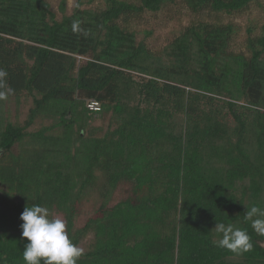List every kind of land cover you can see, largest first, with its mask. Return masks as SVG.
<instances>
[{
	"label": "trees",
	"instance_id": "1",
	"mask_svg": "<svg viewBox=\"0 0 264 264\" xmlns=\"http://www.w3.org/2000/svg\"><path fill=\"white\" fill-rule=\"evenodd\" d=\"M67 1L58 18L49 0H0L14 90L0 101V264H25L33 203L88 238L78 264H264L244 221L264 207V20L248 22L245 50L223 20L263 0H183L198 17L160 50L132 23L177 0H76L71 14ZM23 99L22 122L8 104ZM218 221L247 229L253 250L216 247Z\"/></svg>",
	"mask_w": 264,
	"mask_h": 264
},
{
	"label": "clouds",
	"instance_id": "2",
	"mask_svg": "<svg viewBox=\"0 0 264 264\" xmlns=\"http://www.w3.org/2000/svg\"><path fill=\"white\" fill-rule=\"evenodd\" d=\"M73 31L79 29V21H73ZM7 72L0 69V101L8 99L14 91L7 84ZM23 221L22 237L29 241L23 250L25 264H78L83 249L73 242L61 217H52L48 208L33 203L21 214ZM244 221L251 222L252 229L264 236V207L247 206ZM215 233L219 237L213 240L216 247L227 249L236 254L253 250V242L247 229L233 224L217 223Z\"/></svg>",
	"mask_w": 264,
	"mask_h": 264
},
{
	"label": "rangeland",
	"instance_id": "3",
	"mask_svg": "<svg viewBox=\"0 0 264 264\" xmlns=\"http://www.w3.org/2000/svg\"><path fill=\"white\" fill-rule=\"evenodd\" d=\"M53 10L56 12L58 18H61L63 13L60 11L61 0H49ZM264 2V0H263ZM103 0H95L93 3L87 4L88 7H97L103 5ZM76 0L67 1V13L71 14L75 7ZM198 15L193 14L191 10L185 5L183 0H177V3H172L164 7L163 10L157 13L146 11L133 21V29L138 31L139 40L146 38V41L150 47L154 50L162 49L169 41H171L179 32L187 26L190 21L197 18ZM204 18H208L205 14ZM224 21H234V23L240 26L239 33L234 39V49L245 50L246 49V38H247V25L248 22L252 21H263L264 20V8L253 3L250 10L237 14L234 16H223ZM32 106V100L23 99L22 104L17 107L15 101H11L8 104V108L11 110V116L13 119L16 118V113H19V119L23 122ZM109 117L106 116L104 119H98L97 125H103L106 128ZM41 126V122L35 125V129ZM85 218L81 217L78 220V224H82ZM88 238L81 243L79 246L83 250L86 249Z\"/></svg>",
	"mask_w": 264,
	"mask_h": 264
},
{
	"label": "built area",
	"instance_id": "4",
	"mask_svg": "<svg viewBox=\"0 0 264 264\" xmlns=\"http://www.w3.org/2000/svg\"><path fill=\"white\" fill-rule=\"evenodd\" d=\"M88 107H89V109L94 110V111H98L101 109L100 103L96 100L89 101Z\"/></svg>",
	"mask_w": 264,
	"mask_h": 264
}]
</instances>
